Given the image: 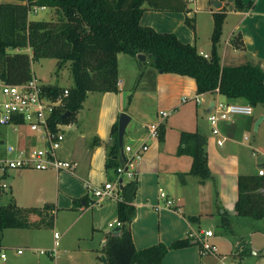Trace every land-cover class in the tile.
Here are the masks:
<instances>
[{
	"label": "crops",
	"instance_id": "1",
	"mask_svg": "<svg viewBox=\"0 0 264 264\" xmlns=\"http://www.w3.org/2000/svg\"><path fill=\"white\" fill-rule=\"evenodd\" d=\"M1 1L25 3L19 0ZM187 2L190 7L188 12L148 8L141 22L161 32H174L182 41L196 45L200 53L208 56L212 49L213 14L225 8L226 18L219 43L222 65L251 62L264 70V0H244L245 4H253L248 10L236 9L234 0H221V8L214 7L211 0ZM187 16L195 18L196 30L187 25ZM118 70L119 91H89L73 125L64 129L65 140L58 156L75 163L73 168L61 171L9 169L12 171L0 175L1 182L5 177L14 179L7 187L8 200L13 196L23 207L43 208L50 204L48 212L55 215L51 226L54 229V246L56 226L60 225V217L65 213L71 220L64 226L65 232L69 233L79 224L77 237L84 238L88 229V234L92 233L91 244L99 242L103 251L106 235L117 227L119 197L99 198L94 194V188L106 181H115L106 167L108 147L105 142L113 143L114 124H119L120 114L126 112L131 119L123 138L124 148L131 145L137 149L142 143L149 145V149L134 163L135 176H124L125 181L134 177L138 180L135 196L137 212L130 223L135 246L141 249L158 242L169 244L190 235L194 238L192 243L187 247L171 249L164 258L165 264H221L224 254L239 264H264V218L238 216L236 213L239 176L251 174L246 171L251 165L248 157L264 160V138L248 135L263 116L258 128H255L260 131L264 125V112L255 114L254 110L252 115L239 114L222 120L219 128L225 141L220 145L217 143L219 136L213 133L208 119V108L212 101L228 102L225 96L218 91L198 93L194 79L158 70L147 54L146 59L141 60L138 55L120 52ZM197 95H200L201 101L195 99ZM207 95L210 98L206 100L204 96ZM204 102L206 105L203 107ZM256 107L258 105L254 109ZM161 111H167L169 115L163 118ZM153 121H160L164 127L162 139L149 135L148 125ZM182 131H199L206 136L209 167L215 175V183L211 180L201 182L189 173L193 157L177 153ZM96 137L104 143L93 145ZM1 139L0 148H4L6 140L3 131ZM36 144L35 136L24 131L7 145L23 149ZM125 153L126 158L133 155V152ZM214 184L218 189L220 210L214 202ZM160 189L174 201L173 205H168L167 199L160 195ZM4 195L0 191V203L7 202L3 201ZM225 213L229 225L222 224ZM32 218L37 220L39 215L33 214ZM111 223L114 224L112 228ZM42 228L49 227L19 228L23 229L17 232L23 241L19 243H12L5 237L9 233L6 229L0 232V264H34V254H48L55 258L58 252L54 255L48 251L42 253L44 248L36 245L39 243L37 231ZM206 230H213L209 240L217 245V254L201 251L200 237ZM21 244H26V247L23 249ZM94 246L91 249L98 250ZM25 249L30 251L29 254ZM3 253L6 257H2ZM25 254L26 257L21 259Z\"/></svg>",
	"mask_w": 264,
	"mask_h": 264
},
{
	"label": "trees",
	"instance_id": "2",
	"mask_svg": "<svg viewBox=\"0 0 264 264\" xmlns=\"http://www.w3.org/2000/svg\"><path fill=\"white\" fill-rule=\"evenodd\" d=\"M25 3L3 2L0 0V78L8 83L29 80L32 74V60L54 57L58 65L70 62L73 83L67 86L45 84L48 92L60 95L66 88L69 94L64 98L63 110L71 115L57 121L74 120L83 106L89 91H119L118 54L120 52L137 56L147 54L151 64L162 72H173L194 79L197 92L216 93L225 96L228 102L242 101L252 106L264 105V70L251 62L239 65H222L219 43L226 18L225 8L214 12L211 53H200L196 45L182 41L174 32H161L141 22L144 11L155 10L190 11L187 0H19ZM238 10H248L253 4L234 0ZM34 6L54 9L57 17L51 20H32L29 10ZM186 23L196 30L195 18L187 16ZM30 48L32 55L22 51ZM118 123L112 130V142L108 147L106 167L113 179L123 166L121 147L118 144ZM160 125L159 137H164ZM0 126V142H1ZM104 143L98 137L92 144ZM207 138L199 131H182L178 154L193 157L190 174L199 181L211 180L215 175L209 167L206 148ZM125 161V160H124ZM264 167V164L262 165ZM118 185L119 202L117 218L119 233L106 235L103 255L104 264H165L164 258L171 249L189 246L193 237L188 235L171 243L158 242L138 249L133 241L130 223L137 208L135 196L138 188L136 177ZM239 198L236 203L238 216L264 218V174L251 173L239 176ZM0 191L7 193L6 188ZM214 202L221 209L219 194L214 184ZM51 205L43 208L23 207L12 196L6 203H0V232L5 228L51 227L54 213ZM39 215L33 220L32 215ZM223 225H229L227 213Z\"/></svg>",
	"mask_w": 264,
	"mask_h": 264
},
{
	"label": "built area",
	"instance_id": "3",
	"mask_svg": "<svg viewBox=\"0 0 264 264\" xmlns=\"http://www.w3.org/2000/svg\"><path fill=\"white\" fill-rule=\"evenodd\" d=\"M39 8L44 9L46 6H34L30 8L29 12H37ZM44 85L35 76L21 83H8L0 78V126H11L15 131L32 133L38 142L36 145L23 149L16 148L14 145H6L5 149L0 148L1 175L5 174L9 169H55L61 171L73 168L75 165V163L58 156V150L65 140L64 128L71 127L74 123V120H56L59 113H65V110H63L65 105L64 98L68 96L69 89L66 88L62 94L55 96L45 90ZM195 99L201 101L200 95L195 96ZM184 101H186V98H184ZM253 113L254 106L249 103L216 100L208 119L212 125L213 133L219 136L217 143L222 145L225 141V137L219 128L222 120L231 119L239 114L252 115ZM160 115L164 118L169 115V112L161 111ZM160 125V121L151 122L148 125L149 135L159 137ZM148 149L149 145L146 143H142L137 149L127 145L125 151L133 152V155L126 158L124 165L119 167V175L115 181L109 180L95 187L94 194L99 198L105 196L119 197V177L123 175L135 176L133 171L134 163ZM260 174H264V169L260 170ZM0 187L7 189V186L1 180ZM160 195L167 199L168 205H173L174 201L167 198L163 189H160ZM119 224L120 222L117 220L116 226ZM110 227H114V224L111 223ZM111 232L114 233V230ZM213 234V230H206L204 236L200 237L202 253H218L217 245L209 240V237L213 236ZM60 238L61 234L56 230L54 248L51 250L42 249L41 252L45 253L48 251L52 255L56 254ZM105 244L106 238L103 242V245ZM19 252H22V250H19ZM2 257H6V253H3ZM221 264L239 263L229 259L224 254L221 257Z\"/></svg>",
	"mask_w": 264,
	"mask_h": 264
},
{
	"label": "rangeland",
	"instance_id": "4",
	"mask_svg": "<svg viewBox=\"0 0 264 264\" xmlns=\"http://www.w3.org/2000/svg\"><path fill=\"white\" fill-rule=\"evenodd\" d=\"M52 9H38L37 12H30L29 18L32 20H51L56 19L57 15L56 13H53ZM51 17V18H49ZM226 37V33L223 35L222 42H224V39ZM22 51L28 52L30 55H32V51L30 48H24ZM32 74L33 76L37 77L38 80L43 84H59L61 86H70V84L73 83V77L71 74V66L70 62H67L63 64L62 66L58 65V59L54 57H41L38 59L32 60ZM145 69V68H144ZM210 95L204 96L207 99H209ZM242 102V101H240ZM206 105V102L202 104L204 107ZM202 113H204V110L201 108ZM255 114L259 112H264V106L262 104L258 105L255 109ZM66 129V128H64ZM1 130L3 131V137L6 140V145L8 143H12L15 140V137L19 135V130L15 131L11 126H1ZM172 133V132H171ZM248 135L250 137L257 136L259 138H264V125L260 129V131H257L255 129V126L253 125L250 129V132H248ZM15 155V154H13ZM248 161L251 163V165L246 168L247 172L256 173L259 172L260 168H264L263 166H260V163H263L264 160L258 161L257 158H254L253 160L248 157ZM12 171V170H9ZM0 170V175H1ZM14 179L12 177H5L2 179V182L9 187L10 184H12V181ZM21 185V184H20ZM3 201H8V194L5 193L3 197ZM70 217L67 216L65 213L61 215L59 220V226H56V230L60 232L61 239L59 240V245L57 247V256L55 258H51L48 254L44 255H36L34 254V264H104L103 251L102 246H100L99 242H94V244H91L92 241V233H89V230H86V236L82 239L78 238L76 235V230L79 227V224L71 229L69 233L65 232L64 226L69 223ZM48 227V226H47ZM6 233L5 237L8 238L12 243H19L18 241H22L20 239V235L17 232H22L18 230H23L19 228H5ZM12 232V233H11ZM26 232V231H25ZM38 242L36 245L39 248L44 249H51L54 247L53 244V235H54V229L49 228H42L38 231ZM89 235V236H88ZM7 240V239H6ZM44 240V241H43ZM95 245L94 247H98V250L91 249V247ZM21 247L24 249L26 247V244H21ZM100 247V248H99ZM26 254H29L30 251L25 249ZM26 254L21 256V259H24L26 257Z\"/></svg>",
	"mask_w": 264,
	"mask_h": 264
},
{
	"label": "water",
	"instance_id": "5",
	"mask_svg": "<svg viewBox=\"0 0 264 264\" xmlns=\"http://www.w3.org/2000/svg\"><path fill=\"white\" fill-rule=\"evenodd\" d=\"M211 3L214 7L216 8H221L222 7V2L221 0H211ZM138 57L141 59V60H145L146 59V54L145 53H139L138 54ZM215 106V101H212L208 110L211 111ZM71 115V111L70 110H67L63 115H62V119H66L67 117H69ZM130 116L126 113V112H122L120 114V118H119V124H118V144L119 146L121 147V155H122V162H124V160L126 159V153H125V148H124V142H123V138H124V135L126 134V131H127V125H128V122L130 120ZM263 119V116H261L256 124H255V128L257 129L261 120ZM122 179L120 180V182L122 183ZM119 233V227L117 226L115 229H114V234H118ZM102 258L104 259V262L107 261L105 255L102 256Z\"/></svg>",
	"mask_w": 264,
	"mask_h": 264
}]
</instances>
